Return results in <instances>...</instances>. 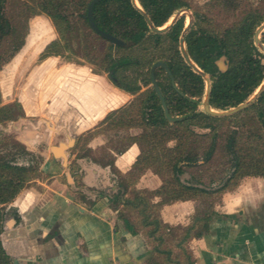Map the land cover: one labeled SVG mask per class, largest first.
I'll return each instance as SVG.
<instances>
[{
  "label": "trees",
  "instance_id": "obj_1",
  "mask_svg": "<svg viewBox=\"0 0 264 264\" xmlns=\"http://www.w3.org/2000/svg\"><path fill=\"white\" fill-rule=\"evenodd\" d=\"M93 0H34L33 6L42 14L52 19L56 27L63 28L71 36H74L76 24L70 17V9L75 8L79 12V19L83 26H87L90 36L96 42L103 40L88 24V7ZM143 11L150 17L156 27L164 26L170 18L180 9L189 7L186 0H138ZM217 0L219 6H238L237 0ZM32 7L28 5L30 10ZM93 18L98 27L123 41L130 42L126 47L110 44L109 51L98 56L96 65L99 69H93L97 74H109L112 71V81L121 90L130 93L138 92L142 85L151 83L149 69L156 61H166L181 85V90L189 97L180 95L174 105V99L167 98L170 112L174 116H183V120L170 123L162 106L158 103V97L153 91L144 93L140 106L136 110L128 111L119 109L109 114L100 124L112 126L118 129L139 128L142 133L138 136H130L127 145L121 148L114 147V152L121 155L131 144H138L141 154L130 172V180H135L145 170L151 169L162 180V186L156 191L131 192L128 194V177L122 176L115 168L113 156L105 161H96L104 166H110L111 170L120 181L119 190L115 196L120 209L119 217L130 232L136 234L139 230L127 211L135 210L142 219V226L147 229L150 238L159 241V244L170 241L177 234L183 232V243L187 238L201 237L209 230L210 222L216 214L215 207L221 202L222 193L233 190L240 182L248 177H264V91L257 101L247 111L255 110L257 126L254 129H246L247 124L237 127L223 137L218 130V122L231 117H214L199 111L200 102L191 97L200 98L204 94L205 80L195 73L181 58L178 48L179 38L184 29V20L177 21L165 34L151 32L147 21L141 11L135 7L131 0H98L93 8ZM264 23V7L253 9L244 13L242 20L222 33H208L200 26L199 31L192 29L187 36V50L192 61L211 79L210 106L217 111H227L247 102L261 87L264 82V53L255 45L254 35L256 30ZM16 36V38H15ZM14 37L11 54L3 58V43ZM71 37H69L68 45ZM264 43V32L262 34ZM25 37L17 36L12 21L3 10V0H0V68L23 48ZM66 43L63 45L65 49ZM115 51V53H114ZM170 51L171 54L167 55ZM63 56L61 43L53 41L42 55V60L49 56ZM88 55V54H87ZM226 56L230 62L227 71L220 72L216 61ZM146 69L148 71H146ZM159 79V73H157ZM162 91L167 96L166 87L159 82ZM171 87V86H170ZM191 96V97H190ZM2 95L0 91V123L17 121L25 116L22 105L14 102L1 106ZM133 113L139 118H131ZM120 116L117 117V115ZM237 116V115H236ZM200 122V127L211 129L207 148L203 147V136L197 134L191 127ZM119 130V131H120ZM247 130V131H246ZM93 136V132L78 140L87 143ZM225 142L222 145V139ZM171 142H176L172 147ZM80 145V144H79ZM150 148L146 149L145 146ZM17 153L21 155L35 156L27 150L21 142H17ZM219 152L223 153L226 168L225 175L219 177L224 181L221 188L207 190L201 187H190L183 184L180 175L192 169L207 168L216 161ZM13 152L0 151V264H14V259L8 254L2 236L5 229L6 216L9 213L7 206L31 184L41 179L40 173L44 172L39 165H26L17 162V156ZM82 158L81 155H79ZM40 158L43 159L42 156ZM38 165V166H37ZM44 174V173H43ZM193 180L198 184H205L201 177L193 175ZM215 181H211L213 184ZM214 194L220 198L213 199ZM160 197L157 204L152 200ZM196 201V214L192 224L188 227H171L162 223L159 219V210L177 201ZM15 217L18 214L14 212ZM19 219V218H18ZM160 233L161 235H157ZM165 235L167 237H165ZM181 245V244H180ZM161 253L168 257L171 251ZM155 261V260H154ZM154 264H158L153 262ZM177 264H181L178 262ZM184 264H194L191 256L186 255Z\"/></svg>",
  "mask_w": 264,
  "mask_h": 264
},
{
  "label": "crops",
  "instance_id": "obj_2",
  "mask_svg": "<svg viewBox=\"0 0 264 264\" xmlns=\"http://www.w3.org/2000/svg\"><path fill=\"white\" fill-rule=\"evenodd\" d=\"M18 57L12 58L10 65ZM2 74L0 71V78ZM56 77L44 85L43 102L36 96L40 84L30 85L31 96L20 90L14 99L25 116L12 123L27 150L37 151L43 135L34 129L31 137L30 128L24 131L23 125L30 121L42 123V128L46 125V151L40 153L45 157L42 170L46 177L34 181L7 206L2 239L14 264H184L186 255L194 264H264V177L245 178L224 192L209 230L201 237L182 243L181 231L159 244L148 236L135 210L127 212L139 231L130 232L119 217L120 209L125 208L115 200L119 190L124 191L118 177L110 166L91 157L106 144L104 134H94L85 149L78 146V140L102 128L108 114L124 107L131 96L115 87L106 74L94 73L91 68L65 67ZM3 94L1 106L10 104L7 99L14 94ZM129 132L131 136L141 133L136 128ZM71 140L74 144L65 151L68 162L64 165L51 147ZM109 151L115 168L128 177L141 154L138 144H131L121 155ZM130 179L126 198L132 197L133 190L156 191L162 186L161 178L151 169ZM160 200L155 197L152 203ZM195 214L196 201H177L163 206L159 219L171 227H188ZM165 250L171 251L169 257L161 253Z\"/></svg>",
  "mask_w": 264,
  "mask_h": 264
},
{
  "label": "rangeland",
  "instance_id": "obj_3",
  "mask_svg": "<svg viewBox=\"0 0 264 264\" xmlns=\"http://www.w3.org/2000/svg\"><path fill=\"white\" fill-rule=\"evenodd\" d=\"M35 1L40 2L41 0ZM33 2L34 0H3V10L6 16L12 21L13 26L17 31V36L25 37V45L15 55V57L17 55L19 56L16 62H14L13 65H10L15 58L13 57V59H11L9 63L0 68V71H3L2 78H0L1 95L2 91H4L3 95H12V93L14 94V98L9 97L7 99L9 100L10 104L11 102L14 103V99H17L16 94L20 90H22L24 94L30 95L32 91L30 85L34 84H40L39 87L36 86L37 90L40 91V93L36 96L39 95L41 97L43 94L42 89L44 85L49 84L54 78H57L56 76H58L61 70L65 67L82 66L95 70L99 69L95 62L97 57L101 56L105 52H108L109 46L110 44H112L105 39L96 42L93 36H90V32L87 26H83L82 21L79 19V12L75 8H73V6L70 9V17L76 24V28L74 29L76 30V32L74 33V36H71V34L63 30L62 27H56L50 17L42 14L36 7H32ZM190 4H192L193 9L191 8L192 10L188 11L185 14L186 16H188L189 20L190 18L193 19V17H195L197 13H199L200 15H206L207 17L205 18V20H203L205 24H200L199 26L203 25L213 33H222L226 28L239 23L242 20L244 13L249 12L253 9L261 10L262 7H264V0H240L239 2H237L238 6L236 7L226 5L213 6L212 2H209V0H192ZM28 5L32 7L30 10L28 9ZM173 18L174 19L172 20V22L176 20L177 16H174ZM69 37H71V44L68 45L67 40L69 41ZM13 39L14 37L7 39L2 45V50L3 52H5L3 58L5 59L8 58L11 54V42L13 41ZM53 41H59L61 43V52L63 53V56L52 55L42 60L41 58L44 54L45 48ZM124 42L126 43V45L122 47L131 45L130 42ZM65 43L67 45L64 49L63 45ZM170 54L171 52L168 51L166 56ZM227 63V60H222L220 62L223 68L227 67ZM163 83L165 85L168 84L167 80L165 79L163 80ZM41 99L42 97L40 98V103ZM138 101L139 99H137L133 104L134 110H136L139 106L140 102ZM200 110H204L203 106L200 107ZM118 116H120V114H118L117 117ZM228 117L231 118L223 121L221 120L217 124L218 130L220 131V133H222L223 137H225L229 131L246 124L248 125L246 128L247 130L254 129V127L257 126V117L255 110H244L238 114ZM131 118L137 120L138 116L133 113ZM12 122L14 121H10L5 124L0 123V151L4 153L13 152L17 156H15L17 158V162L35 166L36 164H38L40 169L42 170V166L45 163V157H43V159L40 158V153H44L46 151V125H44V127L42 128V123H37L38 121H30L32 123L23 125L24 131L26 128H30L31 137H33L34 135V129H39V131L43 135V137L38 140V150L33 152L35 156H30L17 153V142H20V140L18 139V135H16L15 133L16 128L14 127H16V125ZM193 124L195 125H193L191 129L194 130L197 134L203 136V139H201V141L203 147L207 148L210 143V139L205 135H209L211 133V129L200 127V122H193ZM119 130L120 129L116 127L105 126L104 128L102 127L93 133V136L94 134L99 133L104 134L106 141V144L99 148L98 152H96V155L91 156L94 160H108L112 157V154L109 151L110 149H115L114 147L121 148L122 146L128 144V138L131 136L128 128L121 129L123 131ZM140 131L142 133L141 129ZM224 142L225 138L222 139V145L224 144ZM79 144L83 145V149H85L86 143L84 141H80ZM175 144L176 142H171L169 146L173 147ZM145 148L149 149L150 146L146 145ZM225 168L226 166L225 159L223 158V153L219 152L216 161H214L210 166H208L207 168L192 169L191 171L181 175L180 180L184 183L193 182L195 185L201 186L207 190H217L218 187L224 184V181L221 182L219 177L225 175L223 171ZM43 173L44 172L40 173L39 178L43 179L46 177V175H44ZM193 175H195L196 177H201V179L204 180L205 184L196 183L193 180ZM211 181L215 182L211 184ZM223 195L224 192L222 193V196ZM212 198L218 199L220 198V196L219 194H214Z\"/></svg>",
  "mask_w": 264,
  "mask_h": 264
},
{
  "label": "water",
  "instance_id": "obj_4",
  "mask_svg": "<svg viewBox=\"0 0 264 264\" xmlns=\"http://www.w3.org/2000/svg\"><path fill=\"white\" fill-rule=\"evenodd\" d=\"M97 2V0H94L90 6H89V10H88V19H89V24H90V27L91 29L97 33L98 35H100L103 39L107 40L108 42L112 43L113 45L115 46H125L126 43L112 35V34H109L105 31H102L95 23L94 19H93V8H94V5L95 3ZM132 2L134 3V5L141 11V13L144 15V18L145 20L147 21L149 27H150V30L155 33V34H164L166 33L173 25L174 23L176 22V20H174L171 25H169V27H165L164 29H160L159 27H156L152 20L150 19V17L143 11V9L136 3V0H132ZM191 24L188 26V28L185 30L184 34H183V37L181 39V51L183 53V57L186 61V63L193 68V70L200 74L206 81L207 83V97H206V101L204 102V109H205V112L211 116H214V117H224V116H232V115H235V114H238L244 110H246L247 108L251 107L256 101L257 99L262 95L263 91H264V82L263 84L261 85V87L257 90V92L255 93V95L249 99L247 102L239 105L238 107H235V108H232L231 110H227V111H217V110H214L211 108L210 106V102H209V99H210V95H211V80H210V77L208 74H206L205 72H203L192 60L191 58L189 57L188 53L186 52V49L184 47V42H185V35L187 33V31L190 29L191 27ZM264 32V23L256 30L255 32V37H254V40H255V44L256 46H258L261 51L264 53V43H262V40H261V36ZM222 61V60H221ZM220 61V62H221ZM220 62H218V65L221 69L222 72H225L226 69L223 68L220 64ZM159 67H163L167 72L168 74L170 75L171 79L174 81V77L172 76L171 74V71L168 67V65L165 63V62H157L154 64L153 68H152V72H151V75H152V84H153V87L158 95V97L160 98V101H161V104L163 106V109H164V114L167 118L168 121L172 122V123H175L177 121L180 120V118H174L170 115V112H169V108L167 106V103H166V100H165V97L159 87V84L156 80V77H155V72L156 70L159 68ZM74 144V140H71L68 144H65V143H62L59 147H56V146H53L51 147V151L54 155V157L56 159H62L63 161V164L66 165L67 162H68V156L67 154L65 153L66 150L69 149L70 146H72ZM201 187V186H199ZM203 188V187H201Z\"/></svg>",
  "mask_w": 264,
  "mask_h": 264
},
{
  "label": "flooded vegetation",
  "instance_id": "obj_5",
  "mask_svg": "<svg viewBox=\"0 0 264 264\" xmlns=\"http://www.w3.org/2000/svg\"><path fill=\"white\" fill-rule=\"evenodd\" d=\"M94 1V0H93ZM92 1V2H93ZM98 1V0H97ZM132 1V0H131ZM187 2H188V4H189V7H185V8H182V9H180V10H178L171 18H170V20L164 25V26H162V27H159L160 29H163V28H165L166 27V25H168V23H170V21L171 20H173L174 18V16H177V18H176V22L177 21H179L180 19H183L184 20V29H183V31H182V34H181V36H180V38H179V42H178V48H177V50L179 51V53H180V55H181V58L185 61V59H184V57H183V53H182V51H181V39H182V37H183V34H184V32H185V30L188 28V26L190 25V23H192L191 24V27H190V29L187 31V33H186V35H185V42H184V47H185V49H186V52L188 53V50H187V43H186V39H187V36H188V34L190 33V31L192 30V29H194V30H196V31H199V29H200V24H205L204 22H203V20H205V18L207 17L206 15H200L199 13H197L196 15H195V17H193V19H191L190 18V20H189V18H188V16H186L185 14L188 12V11H191L193 8H192V4H190V2L192 1V0H186ZM223 1V3L224 2H227L226 0H222ZM240 0H237V2H239ZM209 2H212V5L214 6H218L217 5V0H209ZM133 3V2H132ZM136 3L141 7V5H140V3H139V1L138 0H136ZM134 4V3H133ZM210 4V3H209ZM90 6V5H89ZM136 7V6H135ZM142 8V7H141ZM192 8V9H191ZM88 10H89V7H88ZM248 13V12H247ZM87 19H88V12H87ZM94 19V18H93ZM175 22V23H176ZM174 23V24H175ZM88 24H89V19H88ZM97 25V24H96ZM89 26H90V24H89ZM98 26V25H97ZM201 27H203V30L205 29V30H207L208 31V33H212L211 31H209V29H207V27H205V26H201ZM172 28V27H171ZM170 28V29H171ZM169 29V30H170ZM168 30V31H169ZM167 31V32H168ZM152 32V31H151ZM166 32V33H167ZM153 33V32H152ZM155 34V33H154ZM165 34V33H164ZM254 37H255V35H254ZM254 42H255V40H254ZM256 45V44H255ZM189 55V54H188ZM189 57H190V55H189ZM191 58V57H190ZM192 60V59H191ZM221 60H227V67L225 68L226 69V71L228 70V68H229V66H230V62H229V60H228V58L226 57V56H222V57H220L217 61H216V65H217V67L219 68V70H220V72H222L221 71V69H220V67H219V65H218V62H220ZM157 62H165L167 65H168V63L166 62V61H163V60H160V61H156L155 63H157ZM154 63V64H155ZM185 63H186V61H185ZM154 64L152 65V67L149 69V77H150V80H151V83L149 84V85H146V86H144V85H142V87H141V89L138 91V92H136V93H130V92H126V91H124V90H122V91H124V92H126L127 94H130V96H131V99H130V101L124 106V107H122V108H119V109H127L128 111H133L134 109H133V104H134V102L137 100V99H139V101L138 102H141L140 101V99L142 100V96H143V94L144 93H149V94H151V92H155L156 93V91H155V89H154V87H153V84H152V75H151V72H152V68H153V66H154ZM187 64V63H186ZM188 65V64H187ZM189 66V65H188ZM168 67H169V65H168ZM192 68V67H191ZM169 69H170V67H169ZM193 69V68H192ZM146 71H148L147 69H146ZM170 71H171V69H170ZM194 71V70H193ZM195 72V71H194ZM157 73H159V79L157 78ZM196 73V72H195ZM114 74V72L112 71L111 73H109V74H107V76H108V78L110 79V81L112 82V84L115 86V84L113 83V81H112V75ZM171 74H172V76L174 77V81L171 79V77H170V75L168 74V72L163 68V67H159L157 70H156V72H155V77H156V80H157V82H158V84H159V82H161L165 87H166V90H167V96L164 94V92L162 91V88H161V86H160V84H159V87H160V89H161V91H162V93H163V95H164V97H165V100H166V103H167V98H169V97H171V98H173L174 99V105L176 104V102H177V100H179V97H180V95L181 96H183V97H189V95L188 94H184L183 92H182V90H181V85H180V83L177 81V78H176V76L173 74V72L171 71ZM198 74V73H197ZM200 75V74H199ZM210 77V76H209ZM167 80V82H168V84L167 85H165L164 83H163V80ZM205 80V79H204ZM211 80V79H210ZM205 83H206V81H205ZM151 86V87H150ZM171 86V87H170ZM115 87H117V86H115ZM118 88V87H117ZM118 89H120V88H118ZM121 90V89H120ZM156 95H157V93H156ZM211 96V95H210ZM157 97H158V95H157ZM167 97V98H166ZM191 97V96H190ZM206 97H207V83H206V86H205V90H204V94L202 95V97H200V98H193V97H191V99H194V100H197V101H199L200 102V104H199V111H201V112H204L205 114H207L206 112H205V109L204 110H200V107L201 106H203V108H204V102L206 101ZM209 102H210V99H209ZM158 103L162 106V104H161V101H160V98L158 97ZM139 106H140V103H139ZM167 106H168V103H167ZM162 108H163V106H162ZM168 108H169V106H168ZM119 109H117V110H119ZM117 110H114V111H117ZM114 111H112V112H114ZM163 111H164V109H163ZM112 112H110L109 114H111ZM169 112H170V109H169ZM108 114V115H109ZM165 115V114H164ZM170 115L172 116V117H174V118H180V120L179 121H177V122H180V121H182L183 120V116H180V115H178V116H174V115H172L171 114V112H170ZM207 115H209V114H207ZM166 117V116H165ZM139 118V117H138ZM167 119V118H166ZM19 120V119H18ZM170 122V121H169ZM170 123H172V122H170ZM176 123V122H175ZM130 130V129H129ZM138 136V135H137ZM116 154V153H115ZM116 175V174H115ZM181 176V175H180ZM183 184H185L186 186H190V187H198L197 185H195L193 182L192 183H184V182H182ZM222 187V185L220 186V187H218L217 189H219V188H221Z\"/></svg>",
  "mask_w": 264,
  "mask_h": 264
},
{
  "label": "bare ground",
  "instance_id": "obj_6",
  "mask_svg": "<svg viewBox=\"0 0 264 264\" xmlns=\"http://www.w3.org/2000/svg\"><path fill=\"white\" fill-rule=\"evenodd\" d=\"M171 23H172V20L170 21V23H168V25H166V27H169V25H171ZM36 27V26H35ZM41 27V26H40ZM40 29V28H39ZM164 29V28H163ZM47 34V33H46ZM42 35H43V33H42ZM36 36V35H35ZM49 36H51V35H49ZM46 38V37H45ZM40 39V38H39ZM45 40V39H44ZM29 41V40H28ZM31 41V40H30ZM36 41V40H35ZM101 112H103V111H101ZM104 114V113H103ZM100 115V114H99ZM132 157V156H131ZM132 162H133V160H132Z\"/></svg>",
  "mask_w": 264,
  "mask_h": 264
}]
</instances>
